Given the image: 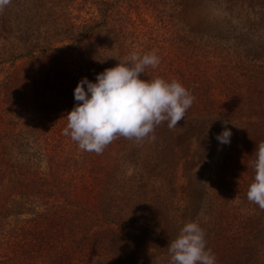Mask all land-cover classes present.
<instances>
[{"label": "trees", "instance_id": "obj_1", "mask_svg": "<svg viewBox=\"0 0 264 264\" xmlns=\"http://www.w3.org/2000/svg\"><path fill=\"white\" fill-rule=\"evenodd\" d=\"M156 1L125 0L128 10L119 9L106 37L82 43L89 29L83 25L74 42L76 48L72 44L46 46L35 61H43L42 55L51 51L47 62L24 70L20 77L16 70L8 72L0 82L5 95L0 100V125L6 122L0 127V264H169L167 245L182 228L173 193L183 148L190 147L193 127L211 130L213 124L226 122L230 116L214 110L217 101L208 92L211 78L225 84L229 92L221 95L230 106L240 103L238 117L255 116L261 123L241 122L245 126L234 128L230 143L221 144L219 169L224 172L210 177V197L201 206L206 209L197 221L206 232V246L215 254L216 264H249L250 247L238 237L226 236L232 224H225L222 187L232 185L239 168L249 170L250 180L245 182L249 187L255 175V148L249 145L264 141V38L259 33L264 29V0H218L227 17L220 28L227 32L226 39L173 42L168 44L174 52L171 58L162 46L164 38L153 37L149 29L140 33L141 43L133 40L147 25L138 17L136 26L130 11L138 10L140 3L156 10ZM168 1L174 10L203 0ZM129 38V43L142 45L136 52L155 49L160 57L158 67L146 68L142 78L159 75L179 80L195 97L194 102L175 128L169 129L167 122L157 126L154 140L119 137L102 154L82 151L63 134L67 112L76 103L74 89L81 78L95 82L98 73L115 66L114 57L129 55L134 48L122 46ZM225 45L232 51L226 52ZM73 48L79 65L67 70L65 63ZM43 64L46 71L39 68ZM37 73L44 76L34 82L37 102L28 117L23 115L24 128L14 130L18 116L23 118L19 109L23 98L18 95L27 77L34 81ZM247 106L253 109L243 112ZM243 156L251 165L240 162ZM128 165L133 174L126 175Z\"/></svg>", "mask_w": 264, "mask_h": 264}, {"label": "rangeland", "instance_id": "obj_2", "mask_svg": "<svg viewBox=\"0 0 264 264\" xmlns=\"http://www.w3.org/2000/svg\"><path fill=\"white\" fill-rule=\"evenodd\" d=\"M104 2L110 5L106 6ZM156 2L158 4V6L156 4V10L140 3L138 10L130 11L129 17L135 25L139 23L138 17L145 19L147 25L144 29H139L140 32L137 29L139 35L137 39H133L134 42L141 43L144 39L140 33L149 29L153 37L159 40L164 38L162 46L166 47V55L171 58L174 52L171 51L169 45L173 42H183L185 39H198L202 42L208 41L210 38H218V36L226 39L227 32H222L223 29L220 28L224 27V21L227 17L222 11L221 2L218 0H203L198 5L185 3L183 6H177L174 10L169 7L170 1L168 0H157ZM127 8L125 0H11V3L6 6L3 12H0V82L6 80L8 72L16 70L20 77L24 74V70L32 69L33 65L40 66L42 59L38 64L35 60L44 47H55L62 44L74 45V42H78V34L83 25L89 29L87 34L83 35V39L80 40L82 43L90 40L97 41L102 37H106V30L111 25L114 16L118 15L120 10V12H126ZM125 30H132V28L127 27ZM219 30L220 34H216ZM259 33L264 38L263 28L259 30ZM96 37H98L97 40ZM129 40L130 38L123 41L122 46L128 44L130 49L134 48L131 53L143 49L142 45L129 43ZM225 46L229 48L226 52L232 51L231 46ZM75 48L70 50L71 57L66 60L65 68H68L67 70L70 67L76 68L79 65L77 49ZM129 50L127 51L129 52ZM152 50L155 49H149L148 52ZM50 53L51 51H47L45 55H42L44 59L41 64L47 62ZM183 58L182 56V60ZM209 59L211 60L210 57ZM201 65L203 64L201 63ZM199 67L201 66L199 65ZM39 68L46 71L48 67L43 64ZM207 73L209 72L207 71ZM43 77L41 73L34 75V81L27 77L24 88L20 93L18 90V96L23 98L21 100L23 106L19 107L22 117L23 115L28 117L31 108H34L37 102L34 82L42 80ZM209 81L210 85L208 87L210 90L208 92L217 101L214 110L230 116L227 117L226 122L228 123L226 125L224 122L212 123L211 130L193 127L191 134H189L190 147L188 150L183 148L184 152L182 153V161L179 162L173 193L174 198L178 199L177 202L180 207L181 218L178 223L181 227L186 222L197 221L198 216H202V212L206 208L201 206L206 205L208 196L210 197L207 190L209 179L213 174L224 172L219 169L223 144L221 145L217 141L216 135L221 133L224 127H228L233 133L235 127H244L245 125H241V122L246 120L257 125L261 123L260 119L255 116L249 119L245 116L238 117L241 108L240 103H238V106H230L228 98L221 95L227 91L224 89L225 84L214 78ZM0 87V100H4L3 86ZM1 105L2 107L5 106L3 103ZM232 107L234 108L232 109ZM242 109L243 112L248 113L253 107L247 106ZM23 119L24 117L21 119L18 116L14 130L24 128ZM5 124L6 122L0 127L5 126ZM256 144L257 142L250 143L249 148L254 149ZM241 161L245 163L249 160L248 157L243 156ZM247 164L251 165L249 162ZM246 170L241 168L238 171L234 170L237 171V174L233 177L232 185L222 187L225 189L222 210L225 212V216L228 217L225 224H232L227 230L226 236L229 238L238 237L246 248L250 247V249H247L250 256L249 264H264V210L247 199L248 188L245 186V182L248 183L250 178L248 175L249 170ZM125 173L126 175L133 174L129 165L125 167ZM226 173L231 174L228 171ZM206 192H208V195H206ZM233 264L240 263L235 261Z\"/></svg>", "mask_w": 264, "mask_h": 264}, {"label": "clouds", "instance_id": "obj_3", "mask_svg": "<svg viewBox=\"0 0 264 264\" xmlns=\"http://www.w3.org/2000/svg\"><path fill=\"white\" fill-rule=\"evenodd\" d=\"M10 3L0 0V12ZM114 58L117 64L98 73L95 82L83 77L74 89L76 103L67 112L63 134L82 151L102 154L119 137L137 142L148 137L154 140L157 126L167 122L169 129L175 128L194 102L195 97L179 80L169 81L159 75L142 78L146 68L155 69L161 62L155 50ZM231 135V129L224 127L216 139L229 144ZM254 156L255 175L247 199L264 210V141L256 144ZM205 236L198 221L186 222L167 245L169 264H216Z\"/></svg>", "mask_w": 264, "mask_h": 264}]
</instances>
